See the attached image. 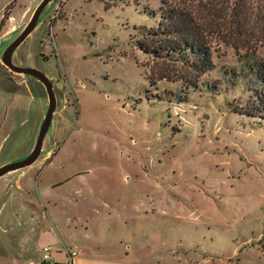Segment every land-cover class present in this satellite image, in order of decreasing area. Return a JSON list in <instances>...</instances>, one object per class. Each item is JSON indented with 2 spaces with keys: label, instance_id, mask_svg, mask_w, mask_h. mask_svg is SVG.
I'll return each mask as SVG.
<instances>
[{
  "label": "rangeland",
  "instance_id": "374dc122",
  "mask_svg": "<svg viewBox=\"0 0 264 264\" xmlns=\"http://www.w3.org/2000/svg\"><path fill=\"white\" fill-rule=\"evenodd\" d=\"M40 1L0 0V38ZM181 1L61 0L18 48L54 81L58 108L53 151L0 192V264H45L46 244L86 264H264V124L162 94L181 69L137 46L154 22L144 7ZM217 48L218 64L236 65ZM40 89L0 63V162L33 148ZM48 230L54 244L39 239Z\"/></svg>",
  "mask_w": 264,
  "mask_h": 264
},
{
  "label": "trees",
  "instance_id": "16d2710c",
  "mask_svg": "<svg viewBox=\"0 0 264 264\" xmlns=\"http://www.w3.org/2000/svg\"><path fill=\"white\" fill-rule=\"evenodd\" d=\"M193 1L144 7L154 22L139 27L138 49L154 63L181 69L176 78L160 79L174 85L162 94L179 104L205 96L227 113L263 125L264 59L256 45H264V0ZM220 45L234 51L236 65L218 64ZM230 91L237 96L229 99Z\"/></svg>",
  "mask_w": 264,
  "mask_h": 264
},
{
  "label": "water",
  "instance_id": "95a60500",
  "mask_svg": "<svg viewBox=\"0 0 264 264\" xmlns=\"http://www.w3.org/2000/svg\"><path fill=\"white\" fill-rule=\"evenodd\" d=\"M60 1L61 0H41L37 7L33 9L23 28L18 29L17 25L13 26L8 33L0 38L1 65L14 75H22L25 78L38 83L41 87L40 91L42 93H39L36 96L41 97L47 102L46 112L31 151L20 156H15L7 161L0 162V180L5 179L0 184V192L5 195L11 186L10 181H16V178L19 175L35 166L37 162L45 160L53 151V147H50V142H47L46 144L45 142L51 131L54 116L57 113L58 90L53 80L32 65H25V62L20 57H17L16 53L18 48L38 28V26H40L42 23L41 18L46 9L49 8V10H51L55 8ZM7 43L8 46H6ZM0 160L2 159L0 158ZM5 182H9L8 189H4L3 185Z\"/></svg>",
  "mask_w": 264,
  "mask_h": 264
},
{
  "label": "crops",
  "instance_id": "0c3cea01",
  "mask_svg": "<svg viewBox=\"0 0 264 264\" xmlns=\"http://www.w3.org/2000/svg\"><path fill=\"white\" fill-rule=\"evenodd\" d=\"M8 33V32H7ZM0 149H1V146H0ZM57 157V153H56V156L53 157V158H56ZM46 160V159H45ZM43 160V161H45ZM34 168V167H32ZM23 174V173H22ZM22 174L19 175L17 178H16V181H15V184L17 185L18 184V181L20 180V178L22 177ZM47 230V229H46ZM51 237L50 238V241L53 242V244L56 242V237L55 236H52L51 233L48 231H40L39 232V239L41 237H43V240H44V237ZM47 240V238H45V240L43 242H45ZM45 246H49L51 248V253H52V258L54 260V264H58V263H62V264H67L68 263V255L70 252H67L66 254L64 252H59V251H53L52 250V247L49 245V244H46V245H43L41 246V250L43 247ZM72 252H75V251H72ZM76 253V257L74 259V263L75 264H86V263H89L91 262L90 260H87V259H84V258H80V260L78 259V254L77 252Z\"/></svg>",
  "mask_w": 264,
  "mask_h": 264
},
{
  "label": "built area",
  "instance_id": "2783aa9c",
  "mask_svg": "<svg viewBox=\"0 0 264 264\" xmlns=\"http://www.w3.org/2000/svg\"><path fill=\"white\" fill-rule=\"evenodd\" d=\"M42 253V262L45 264H54V260L52 258L51 248L49 246H45L41 250ZM76 257L75 252H70L68 255V263L67 264H75L74 259Z\"/></svg>",
  "mask_w": 264,
  "mask_h": 264
}]
</instances>
